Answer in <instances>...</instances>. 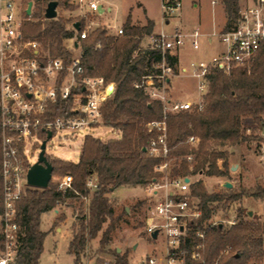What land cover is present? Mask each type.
Instances as JSON below:
<instances>
[{
  "label": "trees",
  "instance_id": "1",
  "mask_svg": "<svg viewBox=\"0 0 264 264\" xmlns=\"http://www.w3.org/2000/svg\"><path fill=\"white\" fill-rule=\"evenodd\" d=\"M221 1L227 14L225 29L235 21L239 6L238 0ZM74 21H80L82 27V18ZM74 21L61 17L46 19L43 30L34 35L50 55L64 56L69 61L68 43L75 34ZM153 25L150 19L142 26L132 24L128 15L124 21V33L120 36L110 35L99 27L87 38L77 40L82 64L88 72L114 82V91L102 106V123L120 130L121 135L106 141L85 136L75 162L47 156L53 167L52 176L70 174L72 182L64 190L58 189V183L51 180L46 188L28 187L17 200L16 221L24 234L19 257L24 264H38L46 235L40 228L43 212L59 204H83L84 198L87 199V214L81 216L68 245L73 264H83L87 244L96 237L107 216L113 213L107 196L112 190L123 184L147 186L159 183L163 173L157 170V166L165 159L170 179L198 173L227 176L229 165L224 147L247 139L262 141L258 136L244 135L249 128L244 127L242 121L250 118L260 130L264 128V49L258 52L249 68H237L229 74L215 71L211 75L202 110L167 113L166 156L162 152H149L150 140L158 132L149 130L147 123L162 118V105L134 84L141 80L142 75L151 72L152 63L160 59L157 52L139 49L141 39L152 33ZM135 50L138 51L133 55ZM167 58L173 67L178 64L176 55ZM190 135L199 139L196 147L187 142ZM188 155L192 156L190 160L186 158ZM220 159L221 165L218 164ZM89 178L96 184L92 190L86 185ZM234 188L208 193L202 180L190 184V194L198 199L201 216L187 224V233L181 244L185 251V264H248L264 256V221L252 219L247 211L238 208L237 220L231 225L208 222L213 213L210 206L213 202L228 204L240 196L264 200V185L241 188L236 194ZM58 218L62 220L64 216ZM197 231H203V238L196 235ZM106 233H103L102 246L97 250L96 264H128L127 253L104 247L108 241ZM197 244H201L198 249L200 258L193 260L190 255Z\"/></svg>",
  "mask_w": 264,
  "mask_h": 264
},
{
  "label": "built area",
  "instance_id": "2",
  "mask_svg": "<svg viewBox=\"0 0 264 264\" xmlns=\"http://www.w3.org/2000/svg\"><path fill=\"white\" fill-rule=\"evenodd\" d=\"M44 1L43 17L48 0ZM57 1V14L58 7L72 6L76 12L70 16L83 19L81 28L80 21H74L79 22V29L74 28L75 34L70 41L73 50L77 49V40L87 38L96 28H104L114 36L124 33L122 25H111L115 27L114 33H111V26H102L94 21L93 18L103 16L106 10H110L109 6H103L101 0ZM28 2H31L29 13L26 12ZM210 3L215 5L216 0H210ZM181 4V0H160L161 16L167 25ZM238 6L237 17L228 28L224 29L223 26L218 31L206 34L198 27L186 30L173 25L170 29L146 35L145 44L139 45L141 50L160 54V59L152 63V71L142 75L141 80L134 84L162 105V118L147 123L149 130L158 132L149 143L151 154L162 152L166 156L167 113L202 110L211 75L215 71L229 74L234 69L245 67L264 49V0H246ZM99 7L102 8L101 12L98 11ZM34 9L33 0H0V264H24L19 257L24 234L16 221V203L30 187L26 182L27 170L37 160L42 141L46 140L47 148L52 146L50 141L53 139L58 146L74 143L79 137L84 140L87 135L101 139L96 130L105 126L102 123V106L114 91V82L88 72L82 64L80 53L70 52L69 61L64 56H52L37 39L26 34L25 26ZM202 39L209 44L216 40L220 49L208 57L190 60L184 68L177 69V65L173 67L169 63L167 57L177 55L186 44L192 50L199 51ZM177 70L197 81L196 93L183 100L167 97L171 78L179 74ZM48 131L51 136L47 139ZM110 133L113 135L109 139H117L121 135L120 130L115 133L113 128ZM187 142L191 147H196L199 139L190 135ZM191 157L186 156L188 160ZM167 167L166 159L157 166L163 177L159 183L151 185L150 190L157 199L150 206L146 226V232L150 235L157 231L156 238L162 232L164 251L128 261V264H185V251L181 244L187 233V224L201 216V209L196 197L190 194L191 176L170 179ZM185 178L189 180L185 181ZM71 182V175H64L57 181V187L64 190L70 187ZM86 185L91 190L96 187L90 178ZM234 222V219L228 220L229 225ZM203 234V231L196 232L199 238H203ZM200 247L201 244L194 246L191 259L200 258Z\"/></svg>",
  "mask_w": 264,
  "mask_h": 264
},
{
  "label": "rangeland",
  "instance_id": "3",
  "mask_svg": "<svg viewBox=\"0 0 264 264\" xmlns=\"http://www.w3.org/2000/svg\"><path fill=\"white\" fill-rule=\"evenodd\" d=\"M245 1L238 0V4ZM33 2L35 9L30 21L26 23L25 30L29 37L37 39L42 48H44L41 40L35 37L34 34L44 28L46 19L43 17V6L45 3L44 0H33ZM101 2L105 8L110 7V10H106L103 16L93 18L95 22H99L102 26L122 25L124 27V21L128 15H130L132 24L142 26L146 24L145 13L156 20V32L170 29L177 24H182L183 27L187 25L188 28L200 27L199 23L201 21L210 27L215 22L219 23L222 21L219 25V27H222L227 19L225 6L221 0H216L215 5H211L210 0H181V8L170 19L167 26H165L161 16L160 0H101ZM75 12L76 9L72 6L58 7L57 17L65 18L72 22L76 20V17L70 15L75 14ZM36 28L37 30L35 31ZM109 30L114 33L115 27L111 26ZM152 32H154L153 29ZM145 42L146 38L144 36L139 45H144ZM68 48L71 50L69 51L71 54L81 52L80 47L73 50L70 41ZM218 49H220V45L214 40V46L209 55ZM193 53L194 51L191 48L180 51L181 63L185 65L190 59H194ZM250 66L251 63L245 67L249 68ZM179 74V76H174L171 79L170 86L167 89V97L176 100H182L186 95L191 96L197 91L195 78L190 75H183L181 72ZM242 125L249 128L246 129L244 135L258 136L262 138V141L247 139L242 143L224 147L227 151L229 165V174L227 176H215V178H212V176H207L203 173L194 175L195 180H202L204 189L208 193L223 192L225 188L223 186L224 181L233 183V186H235L233 192L235 194L241 188L264 185L263 128L260 130L250 118L243 119ZM42 137L39 136V138ZM50 143H52V146L46 148V155L51 157L58 156L55 158L66 160L62 158L67 154L72 155V157L76 156L77 147L82 143V140L79 137L74 144L68 143L65 146H58L55 139L51 140ZM68 150L72 152L68 153ZM221 163L222 160H218V164L221 165ZM233 166L235 168L231 169ZM61 178L62 176L58 175L52 176L51 181L57 182ZM151 188V185L123 184L107 195L109 204L113 208V213L107 216L96 237L87 244L83 264H96L97 250L102 246L100 241L106 231L105 236L108 241L104 247L106 249L116 248L121 253H127L128 261L150 254H159L164 251L165 240L162 232H159L157 238H152L146 232L150 206L156 202L155 196L151 193ZM196 200L198 199L196 198ZM210 206L213 210L211 219L208 221L210 223H223L228 226V220H237L238 208L244 211L251 210L252 219L264 221V200H254L251 196H240L228 204L224 203V201L213 202ZM57 208L59 212L56 214L54 223L52 221L55 214L52 211L45 212L40 217V228L46 232V235L43 240V249L38 264H73V255L68 252V244L75 226L78 227L77 224L81 220V216L87 214V200H83V204L75 202L73 206L59 204ZM60 215L64 216L62 220L58 218ZM57 226L61 227L60 231L55 230ZM248 264H264V256L259 261L252 260Z\"/></svg>",
  "mask_w": 264,
  "mask_h": 264
},
{
  "label": "water",
  "instance_id": "4",
  "mask_svg": "<svg viewBox=\"0 0 264 264\" xmlns=\"http://www.w3.org/2000/svg\"><path fill=\"white\" fill-rule=\"evenodd\" d=\"M58 5L57 0H48L45 10H44V17L46 19H51V18H56L57 16V11H56V6ZM30 7H31V2H28V7L26 12H30ZM98 11L101 12L102 8L99 7ZM73 27L78 30L79 29V22H75L73 24ZM76 46V43H74ZM263 134H264V128H263ZM51 132H47V139L50 138ZM145 149V148H144ZM52 171L53 167L51 163L49 162L47 155H46V140H43L41 145H40V151L37 156V160L32 163L26 174V182L27 185L30 187H35V188H46L52 178ZM188 178H185V181H188ZM223 186L225 188H231L232 184L229 181H225ZM249 215H251V212H248ZM157 236V231H154L151 234L152 238H156ZM119 251V249H118Z\"/></svg>",
  "mask_w": 264,
  "mask_h": 264
},
{
  "label": "crops",
  "instance_id": "5",
  "mask_svg": "<svg viewBox=\"0 0 264 264\" xmlns=\"http://www.w3.org/2000/svg\"><path fill=\"white\" fill-rule=\"evenodd\" d=\"M195 7H196V5H194ZM224 17H226L225 15H224ZM145 19L147 20V19H150V20H152L153 21V23H154V25H153V31L154 32H156V20L153 18V17H149L146 13H145ZM202 22V21H201ZM199 23L200 24V27L198 26V28L202 31V32H204V33H206V34H211L212 32H214V31H218V30H220L221 28H223V26L222 27H219V25H220V23L222 22H219V23H217V22H215L214 24H212V26L210 27V26H208L206 23ZM165 23V22H164ZM217 23V24H216ZM177 25H179V26H181V27H183L182 26V24H177ZM165 26H167V24L165 23ZM217 26V27H216ZM196 27V26H195ZM184 29H186V30H188V29H190V28H192V27H190V28H188L187 27V25H184V27H183ZM213 46H214V42L212 43V44H209L205 39H202V41H201V49H200V51L199 52H197V51H194V53L192 54L193 55V58L194 59H196V58H201V57H208V56H210L209 54H210V52L212 51V49H213ZM187 48H191L188 44H186L183 48H181L178 52H177V59H178V64H177V69L179 68H184L185 66H187V64H182L181 63V60H180V51H182V50H184V49H187ZM217 51V50H216ZM213 54V53H212ZM190 60H193V59H190ZM189 60V61H190ZM188 61V62H189ZM180 73V72H179ZM180 74H177V75H174V76H179ZM184 75V74H183ZM173 76V77H174ZM172 77V78H173ZM171 78V79H172ZM170 82H171V80H170ZM193 93V92H192ZM191 93V94H192ZM190 95H186V97H184L183 99H186L187 97H189ZM182 99V100H183ZM101 129V130H100ZM103 129V130H102ZM98 133H99V135L101 136V140H103V141H106V140H108L109 138H110V136L111 135H113V133H110V131H111V128L109 127V126H101L100 128H98L97 130H96ZM118 132V130H116L115 129V133H117ZM82 142H83V140H82ZM75 143V142H74ZM73 143V144H74ZM81 146H82V143L80 144V145H78V147H77V150H76V156L75 157H72V155H70V154H67L64 158H62V159H66V160H71V161H77L78 160V157H79V153H80V150H81ZM70 152H72V151H70V150H68V153H70ZM54 156V155H53ZM54 157H58V156H54ZM59 158H61V157H59ZM235 168V166H233V167H231V169H234ZM191 176V180H192V182H194V181H196L195 179H194V175H190ZM212 178H215V176L213 177L212 176ZM225 182V181H224ZM224 184V183H223ZM232 184V186H233V183H231ZM231 186V187H232ZM119 188V187H118ZM118 188H116V189H118ZM116 189H114L113 191H115ZM152 193V192H151ZM159 193V192H158ZM155 198L157 199V196H155ZM255 200V199H254ZM61 205V204H60ZM62 205H65V204H62ZM49 211H52L54 214H55V216H54V219H53V221H52V223H54L55 221H56V214H57V212H59V209L57 208V206L55 207V208H53V209H51V210H48V211H46V212H49ZM251 212V210H248L247 212ZM43 213H45V212H43ZM42 213V214H43ZM41 214V215H42ZM251 214H252V212H251ZM249 215V214H248ZM249 216H251V215H249ZM65 222V221H64ZM42 230V229H41ZM55 230L56 231H60L61 230V227L60 226H57V227H55ZM71 239V238H70ZM69 245V244H68Z\"/></svg>",
  "mask_w": 264,
  "mask_h": 264
}]
</instances>
